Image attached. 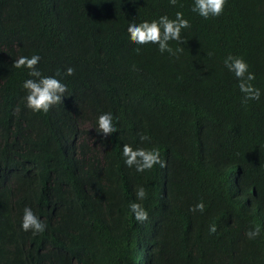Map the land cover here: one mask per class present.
Here are the masks:
<instances>
[{"label": "trees", "instance_id": "1", "mask_svg": "<svg viewBox=\"0 0 264 264\" xmlns=\"http://www.w3.org/2000/svg\"><path fill=\"white\" fill-rule=\"evenodd\" d=\"M192 7L0 0V264H264V0H226L208 19ZM177 12L191 26L172 53L129 42L130 21ZM33 54L43 76L67 85L47 113L25 107L34 78L13 67ZM229 55L247 62L259 100L244 102ZM102 112L118 129L107 138L96 132ZM124 144L158 148L167 166L137 173ZM201 201L203 213L189 210ZM25 207L44 233L22 230Z\"/></svg>", "mask_w": 264, "mask_h": 264}, {"label": "clouds", "instance_id": "2", "mask_svg": "<svg viewBox=\"0 0 264 264\" xmlns=\"http://www.w3.org/2000/svg\"><path fill=\"white\" fill-rule=\"evenodd\" d=\"M171 6L177 4V0H169ZM226 0H193L192 12L198 14L204 19L210 17H219L223 11ZM189 20L184 18L182 12L175 14V19L169 18L167 15L161 16L159 19L152 21H142L136 23L135 20L129 22L127 34L129 42L143 46L147 44L158 45L159 51L172 53V48L169 46L170 41H177L183 43L181 40L182 29L189 28ZM139 51V47L134 49ZM182 50V49H181ZM41 57L33 54L31 57L20 56L18 57L13 67L17 69L26 68L29 76L34 79H27L23 83V88L26 91L25 107L33 113H47L50 109L61 104L64 94L67 92V85L53 76H43L38 70L37 65ZM225 67L229 72L233 73L238 81L239 90L244 94V102L250 100H259L261 92L251 82L255 80V74L249 71V65L243 57L229 55L224 61ZM75 70L71 67L67 68L65 75H73ZM59 75V73H57ZM114 117L111 112H102L97 118L98 134H103L105 138L112 136L118 131L113 123ZM141 142L149 140L146 135L140 136ZM122 156L126 167L135 168L137 173H144L145 171L152 170L154 166L159 165L161 169L167 166L166 161L161 158L158 148H143L136 147L135 149L129 145L124 144L122 147ZM137 200H144L147 197V192L144 187L136 189ZM131 213L134 215L136 221L143 223L148 219V212L137 202H131L129 205ZM191 212H201L205 210V205L201 201L189 209ZM21 228L23 231H31L35 236L42 234L47 228L43 222L30 207H25L23 210ZM217 231L216 225H211L209 228L210 234ZM249 239H255L260 235V228L254 227L246 233Z\"/></svg>", "mask_w": 264, "mask_h": 264}]
</instances>
